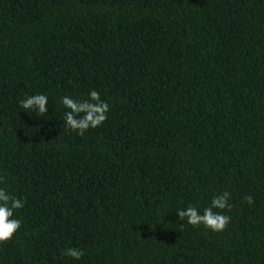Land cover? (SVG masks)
<instances>
[{
	"label": "trees",
	"instance_id": "16d2710c",
	"mask_svg": "<svg viewBox=\"0 0 264 264\" xmlns=\"http://www.w3.org/2000/svg\"><path fill=\"white\" fill-rule=\"evenodd\" d=\"M91 89L108 119L67 131L56 98ZM0 173L26 199L3 264H264V0H0ZM224 190L221 233L173 211Z\"/></svg>",
	"mask_w": 264,
	"mask_h": 264
},
{
	"label": "clouds",
	"instance_id": "9594fccd",
	"mask_svg": "<svg viewBox=\"0 0 264 264\" xmlns=\"http://www.w3.org/2000/svg\"><path fill=\"white\" fill-rule=\"evenodd\" d=\"M56 102L63 111V124L67 131L75 132L83 136L89 129H95L104 124L108 119L110 105L107 100L101 98L96 89L89 90L85 96L74 97L72 95H59ZM16 107L20 112H32L35 118L48 114L49 95L37 91L25 93L16 101ZM231 193L227 190L214 193L206 205L189 202L183 206H177L173 211L182 224L192 228L202 227L211 233L223 232L232 221V216L227 214L232 210L230 203ZM248 206L254 205L251 194L243 197ZM26 199L10 190L6 175L0 173V247L18 237L23 220L19 215L25 207ZM61 255L70 262L78 264L85 257L86 250L77 246L65 247ZM0 264L3 261L0 260Z\"/></svg>",
	"mask_w": 264,
	"mask_h": 264
}]
</instances>
